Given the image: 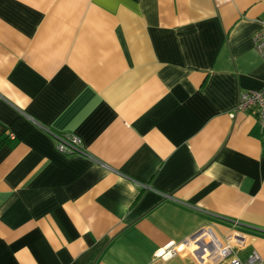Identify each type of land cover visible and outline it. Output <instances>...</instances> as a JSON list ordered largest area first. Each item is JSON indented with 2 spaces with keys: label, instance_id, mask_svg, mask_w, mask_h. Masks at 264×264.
I'll return each mask as SVG.
<instances>
[{
  "label": "crops",
  "instance_id": "0c3cea01",
  "mask_svg": "<svg viewBox=\"0 0 264 264\" xmlns=\"http://www.w3.org/2000/svg\"><path fill=\"white\" fill-rule=\"evenodd\" d=\"M262 20L264 0H0V264H226L189 241L207 226L264 259V127L237 110Z\"/></svg>",
  "mask_w": 264,
  "mask_h": 264
},
{
  "label": "built area",
  "instance_id": "2783aa9c",
  "mask_svg": "<svg viewBox=\"0 0 264 264\" xmlns=\"http://www.w3.org/2000/svg\"><path fill=\"white\" fill-rule=\"evenodd\" d=\"M253 41L256 50L264 59V20H262V27L255 32ZM237 110L256 114L264 127V85L259 89L242 92L238 99ZM48 131L54 137L57 148L62 153L80 154L84 152L81 140L77 135L58 133L50 129ZM10 136L15 137L14 133H10ZM191 239L189 241L195 244L196 250L203 253V258L212 263L264 264L263 257L257 251L250 253L246 259H241L236 254L237 248H243L246 244L244 235L238 230L220 237L212 226H207L198 231ZM172 251L169 253L173 254Z\"/></svg>",
  "mask_w": 264,
  "mask_h": 264
},
{
  "label": "snow or ice",
  "instance_id": "6c2138e0",
  "mask_svg": "<svg viewBox=\"0 0 264 264\" xmlns=\"http://www.w3.org/2000/svg\"><path fill=\"white\" fill-rule=\"evenodd\" d=\"M158 255H163V253L161 252V253H158ZM169 255H171V253H169Z\"/></svg>",
  "mask_w": 264,
  "mask_h": 264
}]
</instances>
